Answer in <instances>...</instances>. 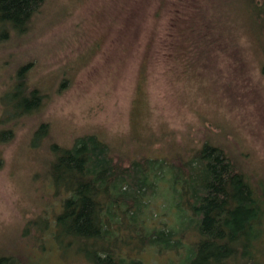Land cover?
Listing matches in <instances>:
<instances>
[{
  "label": "rangeland",
  "instance_id": "374dc122",
  "mask_svg": "<svg viewBox=\"0 0 264 264\" xmlns=\"http://www.w3.org/2000/svg\"><path fill=\"white\" fill-rule=\"evenodd\" d=\"M164 1L174 2L46 0L28 30L0 21V257L93 264L74 238L50 234L68 194L54 187L53 147L85 135L108 143L124 167L188 159L211 142L254 182L264 181V17L255 21L246 0H204L220 26L209 33L224 35L211 41V58L190 70L167 57ZM33 88L43 98L27 107ZM172 176L145 199L159 215L161 194L175 222ZM170 259L148 248L123 264Z\"/></svg>",
  "mask_w": 264,
  "mask_h": 264
},
{
  "label": "trees",
  "instance_id": "16d2710c",
  "mask_svg": "<svg viewBox=\"0 0 264 264\" xmlns=\"http://www.w3.org/2000/svg\"><path fill=\"white\" fill-rule=\"evenodd\" d=\"M45 1L0 0V21L20 32L28 30ZM173 1L162 5L167 57L199 69V61L211 58V41L215 46L224 34L209 33L220 26L206 12L204 0ZM246 1L252 17L261 21L264 0ZM30 94L25 105L37 107L43 95L38 88ZM53 148L54 187L68 194L53 222L55 235L50 234L74 238L93 253V264H123L126 256L148 248L169 253L168 264H264V181L254 182L222 146L205 142L188 159L145 158L128 167L96 135L79 137L71 147ZM168 173L173 175L172 201L179 212L175 222L168 221V200L161 194L159 215L145 199ZM28 259L2 256L0 264H31Z\"/></svg>",
  "mask_w": 264,
  "mask_h": 264
},
{
  "label": "bare ground",
  "instance_id": "6f19581e",
  "mask_svg": "<svg viewBox=\"0 0 264 264\" xmlns=\"http://www.w3.org/2000/svg\"><path fill=\"white\" fill-rule=\"evenodd\" d=\"M32 87V86H31ZM28 90V89H27ZM30 90V89H29ZM38 90H40V89H38ZM29 92V91H28Z\"/></svg>",
  "mask_w": 264,
  "mask_h": 264
}]
</instances>
